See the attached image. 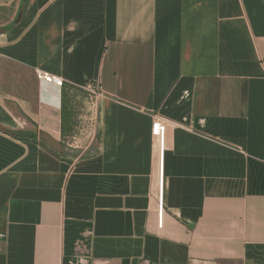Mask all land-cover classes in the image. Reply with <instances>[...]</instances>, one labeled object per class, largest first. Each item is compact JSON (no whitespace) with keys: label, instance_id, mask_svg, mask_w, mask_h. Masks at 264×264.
<instances>
[{"label":"crops","instance_id":"0c3cea01","mask_svg":"<svg viewBox=\"0 0 264 264\" xmlns=\"http://www.w3.org/2000/svg\"><path fill=\"white\" fill-rule=\"evenodd\" d=\"M0 32V264H264V0H0ZM37 70L102 93L85 143Z\"/></svg>","mask_w":264,"mask_h":264},{"label":"built area","instance_id":"2783aa9c","mask_svg":"<svg viewBox=\"0 0 264 264\" xmlns=\"http://www.w3.org/2000/svg\"><path fill=\"white\" fill-rule=\"evenodd\" d=\"M3 37V33L0 32V42L1 39ZM36 78L40 83H44V84H49L52 85L58 89H61L64 86V82L62 79H60L59 77L50 75L46 72L37 70L36 71ZM79 90L88 92L91 94V105H92V116L94 117L95 114V110H94V104L96 103V100L103 96L102 93H100V91H93L90 87H82V88H78ZM72 93V92H71ZM79 115V113H78ZM80 116V115H79ZM91 117L89 121L90 123V127H86L83 126V128L85 129V133L88 132V136L91 134V126L93 125V121L94 118ZM80 120H82V117L80 118ZM93 122V123H92ZM150 135H151V139H152V143L154 144V147L156 148V152H157V164H158V169L160 171H162V157H163V151H164V146H165V142H166V137H167V125L166 122L160 118L159 116H156L151 124V131H150ZM158 222H159V226H161V217H162V177L160 176L159 179V184H158Z\"/></svg>","mask_w":264,"mask_h":264},{"label":"trees","instance_id":"16d2710c","mask_svg":"<svg viewBox=\"0 0 264 264\" xmlns=\"http://www.w3.org/2000/svg\"><path fill=\"white\" fill-rule=\"evenodd\" d=\"M71 92H77L72 86L64 84L61 89V125L63 128H68L69 130L72 127L74 117L76 112L78 113L76 107L69 98Z\"/></svg>","mask_w":264,"mask_h":264},{"label":"rangeland","instance_id":"374dc122","mask_svg":"<svg viewBox=\"0 0 264 264\" xmlns=\"http://www.w3.org/2000/svg\"><path fill=\"white\" fill-rule=\"evenodd\" d=\"M69 98L76 107L79 117L84 118L85 117L89 118L90 120L92 116V105H91V94L82 90H77V92H72L69 94ZM88 140V132H86L85 136L83 137L84 143ZM82 145V142H81Z\"/></svg>","mask_w":264,"mask_h":264},{"label":"water","instance_id":"95a60500","mask_svg":"<svg viewBox=\"0 0 264 264\" xmlns=\"http://www.w3.org/2000/svg\"><path fill=\"white\" fill-rule=\"evenodd\" d=\"M43 140L54 150L60 152L62 150V146L60 143L54 141L53 139L49 137H44Z\"/></svg>","mask_w":264,"mask_h":264}]
</instances>
